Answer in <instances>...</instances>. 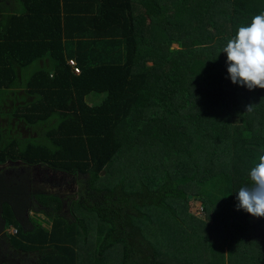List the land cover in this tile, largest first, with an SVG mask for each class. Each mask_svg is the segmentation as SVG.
<instances>
[{
	"label": "trees",
	"instance_id": "trees-1",
	"mask_svg": "<svg viewBox=\"0 0 264 264\" xmlns=\"http://www.w3.org/2000/svg\"><path fill=\"white\" fill-rule=\"evenodd\" d=\"M262 11L0 0V116L19 102L5 117L29 133L0 126V264H264V217L235 192L264 149V88L233 84L221 51ZM38 170L68 173L77 199L31 192Z\"/></svg>",
	"mask_w": 264,
	"mask_h": 264
},
{
	"label": "clouds",
	"instance_id": "clouds-1",
	"mask_svg": "<svg viewBox=\"0 0 264 264\" xmlns=\"http://www.w3.org/2000/svg\"><path fill=\"white\" fill-rule=\"evenodd\" d=\"M221 51L227 54V73L233 84L249 90L264 88V11L254 14L251 22L241 24ZM251 108L249 105L247 111ZM248 176L250 184L235 191L236 208L254 217H264V149L253 162Z\"/></svg>",
	"mask_w": 264,
	"mask_h": 264
},
{
	"label": "rangeland",
	"instance_id": "rangeland-1",
	"mask_svg": "<svg viewBox=\"0 0 264 264\" xmlns=\"http://www.w3.org/2000/svg\"><path fill=\"white\" fill-rule=\"evenodd\" d=\"M176 47V46H175ZM22 91V90H21ZM93 95V94H92ZM90 95L88 97V99L92 96ZM96 97L95 101H91L88 100V103L90 105H94V104H101L102 101H104L105 97L103 96H95ZM30 100V98L28 99ZM14 100H8L7 103L8 105L4 108V110L6 111V113L9 111V106L11 105V103L14 104H19V102H13ZM5 113V114H6ZM4 114V117L0 116V126H7L10 125L14 127V133H19L22 137L27 136L29 133L28 131L22 127V123L18 122L16 123V119L15 118H6ZM17 163H15L14 165H16ZM43 168H47L46 165H43ZM39 171V172H38ZM33 172L32 174L29 172V180H28V184L30 185V190L31 192L35 191H42V192H46V193H61V194H69L71 195L70 199L72 201L77 199V184H76V180L75 179H71L70 175L67 173H61L59 172H52L51 173L47 170H38ZM12 171H8V172H4L6 173V175H11ZM15 175V174H13ZM19 175L20 174H16ZM42 175L45 177L43 178ZM192 207H190V211L192 213H194L195 215H200L201 211L198 210V205L197 202H191ZM30 215V214H29ZM72 220H74V218H72ZM257 220H259V217H254L252 215H250L249 217V221L250 223H254ZM7 232H11L14 233V229L12 228H8Z\"/></svg>",
	"mask_w": 264,
	"mask_h": 264
},
{
	"label": "built area",
	"instance_id": "built-area-1",
	"mask_svg": "<svg viewBox=\"0 0 264 264\" xmlns=\"http://www.w3.org/2000/svg\"><path fill=\"white\" fill-rule=\"evenodd\" d=\"M69 64L74 68V72L77 74L79 72L78 68L75 66L74 62L71 60L69 61ZM15 232V230H14Z\"/></svg>",
	"mask_w": 264,
	"mask_h": 264
},
{
	"label": "crops",
	"instance_id": "crops-1",
	"mask_svg": "<svg viewBox=\"0 0 264 264\" xmlns=\"http://www.w3.org/2000/svg\"><path fill=\"white\" fill-rule=\"evenodd\" d=\"M52 170V169H51Z\"/></svg>",
	"mask_w": 264,
	"mask_h": 264
}]
</instances>
